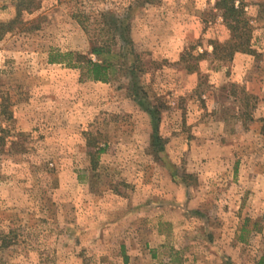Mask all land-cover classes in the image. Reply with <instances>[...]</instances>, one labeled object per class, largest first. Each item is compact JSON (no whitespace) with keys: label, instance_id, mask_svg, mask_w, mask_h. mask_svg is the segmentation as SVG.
Segmentation results:
<instances>
[{"label":"rangeland","instance_id":"374dc122","mask_svg":"<svg viewBox=\"0 0 264 264\" xmlns=\"http://www.w3.org/2000/svg\"><path fill=\"white\" fill-rule=\"evenodd\" d=\"M19 1L0 0V264H264V0H242L253 53L231 60L215 0L126 11L107 83L50 60L89 52L73 16L131 0Z\"/></svg>","mask_w":264,"mask_h":264},{"label":"trees","instance_id":"16d2710c","mask_svg":"<svg viewBox=\"0 0 264 264\" xmlns=\"http://www.w3.org/2000/svg\"><path fill=\"white\" fill-rule=\"evenodd\" d=\"M159 1L131 0L130 5L124 10L123 14L117 15L115 13L103 12L99 15V22H97L96 18L94 20V17L91 18L92 22L90 23L88 16L80 14L73 16L85 33L94 32L91 37L93 38V42L91 43L90 50L86 55L73 52L58 54L57 56L61 57V59L52 58L50 62L62 63L66 61L73 67H79L82 70V75L88 80L107 83L110 71L114 66V59L116 57H122L119 52L113 53L114 47L120 48L119 50H130L133 47V42L129 35L130 21L126 11H130L136 6L155 4ZM28 3H31V1L20 0L17 5V12L28 11V7H26ZM214 9L220 13L222 25L229 32V38L221 43H212V56L214 58L219 57L221 59L231 60L235 53H253L250 47L252 28L249 25L242 0H215ZM220 53H223V56H220ZM89 55L94 56L95 59H91ZM183 57H181V60ZM0 109L1 114L4 113L3 108L0 107ZM86 146L88 149L93 147L91 146V140ZM91 151L94 150H89V152L91 155H96L97 157L104 153V148H98L95 152Z\"/></svg>","mask_w":264,"mask_h":264}]
</instances>
